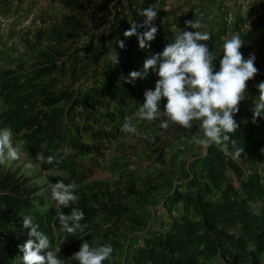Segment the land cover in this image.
<instances>
[{"label": "trees", "instance_id": "trees-1", "mask_svg": "<svg viewBox=\"0 0 264 264\" xmlns=\"http://www.w3.org/2000/svg\"><path fill=\"white\" fill-rule=\"evenodd\" d=\"M157 1L59 0L64 13L53 16L45 33L37 35L39 42L42 34L47 37L46 49L27 67L0 71V128L10 127L13 139L25 142L30 158L46 173L49 183L63 180L78 186L92 177L105 152L119 138L125 119L144 103L145 91L154 90L158 66L144 78L125 81L132 71H143L146 58L160 53L169 31L161 27L146 49L139 48L136 35L126 38L123 33L130 29V22L142 24L145 18L138 11ZM219 1L172 5L159 10L157 19L162 24L165 17H173L177 23L187 8L191 13ZM25 2L0 0L1 18L12 17V24L25 19L30 13ZM199 21L204 26L199 30L211 34L213 27L206 18ZM146 30L140 27L137 33ZM119 41L124 42L123 49ZM113 47L120 53V66L114 69L107 64L109 69H103L102 60ZM254 63L259 69L261 64ZM81 78L85 83L78 85ZM258 81L264 82V73L247 82L245 99L234 114L239 127L230 134L244 152L233 158L231 144L228 154L213 144L197 156L194 165L199 171L191 174L183 169L184 186L169 194L170 207L181 205V211L171 215L165 229L148 230L143 241L127 251L123 262L118 257L123 248L119 222L130 219L124 201L149 194L134 178L126 180L120 190L108 188L102 199L75 189V204L58 208L28 177L0 167V264H11L15 254L22 255L18 245L29 238L23 216H32L52 244L54 228L60 226L54 219L56 213L68 214L73 207L83 211L80 223L84 228L72 234L57 253L64 264H78L72 256L85 241L92 247L112 246L111 257L103 264H262L264 171L259 166L264 165V119L258 117L253 122L255 99L250 89ZM199 132L196 126L185 129L169 122L167 129L150 132L146 143L166 165L167 144L174 136ZM50 155L55 157L51 164L46 162ZM38 156L45 160H38ZM170 170L175 173L179 168ZM233 173L238 176V185L231 180ZM105 218L110 225H105ZM99 240L103 243L97 244Z\"/></svg>", "mask_w": 264, "mask_h": 264}, {"label": "rangeland", "instance_id": "rangeland-1", "mask_svg": "<svg viewBox=\"0 0 264 264\" xmlns=\"http://www.w3.org/2000/svg\"><path fill=\"white\" fill-rule=\"evenodd\" d=\"M196 1L160 0L152 7L157 10L158 16L161 9L168 10L172 5H189ZM25 6L30 9L29 16L16 24H12V17L1 18L0 16V71L21 69L27 67L31 59H37L41 51H44L48 46V39L44 36L45 34H42L43 40L38 41L39 31L45 33V30L52 23L51 18L65 11L59 0H26ZM187 9L177 23L174 22L173 17H165L162 24L159 23L157 17L153 21L158 30L162 27L170 33L160 52L167 44L171 43L172 38L179 33V30L187 31L186 21L206 18L213 30L210 34L211 39L201 43H205L209 51H212L213 55L217 57L213 61L214 71L219 70V60L222 59L225 38L239 34L244 40V45L240 49L244 58L247 59L250 54H254L255 60L261 64L256 75L264 73V0H220L215 5H202L191 13ZM116 54L119 61L120 53L113 47L107 58L102 60L103 69L109 66L114 69L119 68L120 62L114 65L113 57ZM66 81L69 82L70 79L67 78ZM84 83V78L78 80V85ZM92 83L93 80H90L89 84ZM258 83L261 81L255 82L250 87L252 98L255 100L259 96L258 88L255 87ZM165 103L166 100L162 99L161 110H163ZM127 118L132 120L140 135L121 131L119 138L113 141L110 148L105 152L102 165L96 169L95 174L75 188L86 191L93 199L96 195L102 199L108 188L120 190L126 180L134 178L141 187L149 192L146 198H127L124 201V208L130 219L119 222L123 241V248L118 255L121 262L125 260L127 251L133 245L143 241L144 234L148 230L165 229L170 223L171 215L181 211V205L170 207L169 194L172 189L184 186L183 169L191 174L199 171L194 165L195 159L206 152L205 149L194 143V138L202 136L201 131L188 137L177 138L174 136L167 144V164L164 165L158 160L154 148L147 145V138H144L160 127V121H141L136 119L134 115ZM193 126L199 128L198 122L194 121ZM13 141L14 145L20 149L21 158L18 161L0 164V167L14 170L20 175L28 177L33 185L39 187L43 195L52 200L50 195L51 183L46 178V173L30 158L23 140L13 139ZM173 166L179 168L175 173L170 170ZM259 168L264 171V165L259 166ZM230 177L236 185L239 184L236 173L231 174ZM155 186L158 187L157 190L154 188ZM105 220V225H110V220L106 218ZM137 220L141 222H136ZM71 235L64 232L61 225L55 227L50 250L60 249L61 251L68 243ZM102 243L101 240L97 241V244ZM11 264H21L19 254L13 256ZM262 264H264V256Z\"/></svg>", "mask_w": 264, "mask_h": 264}, {"label": "clouds", "instance_id": "clouds-1", "mask_svg": "<svg viewBox=\"0 0 264 264\" xmlns=\"http://www.w3.org/2000/svg\"><path fill=\"white\" fill-rule=\"evenodd\" d=\"M144 17L142 24L130 22L131 27L123 35L137 36L140 49L150 47L158 31L153 21L157 17V10L153 7L138 11ZM186 27L196 29L181 31L174 40L167 44L163 51L150 55L143 62V71H132L125 81L133 83L137 78H144L149 71H156L159 79L155 83L154 90H146L144 103L139 104L134 117L141 121H160V128L167 129L169 122L185 129H191L193 122H198L202 136L194 138V143L207 149L215 144L228 154L229 144L232 146L233 158H238L244 152V148L237 146L230 134L235 133L239 125L234 119V114L239 111V104L245 99L247 82L255 77L258 72L255 66V55L250 54L244 58L240 49L244 40L239 34H233L225 38L223 43V55L219 60V70L214 71L213 61L217 58L209 51L203 41L211 39L207 31H200L204 27L197 19L186 21ZM146 28L143 33H137V28ZM119 47L123 49L125 44L119 41ZM114 65L119 61L117 54L113 57ZM259 96L253 105V122L256 119H264V82L257 85ZM165 99L163 110L161 100ZM121 131L133 135H140L131 119L126 118ZM147 138V137H144ZM21 152L14 145L13 132L10 127L0 128V164L18 161ZM38 160L44 161L42 156ZM54 156H48L46 162L51 164ZM31 167V165H28ZM75 183L66 184L58 180L50 185L51 199L56 202L58 208H69L75 204L78 196L74 190ZM54 219L58 220L62 230L68 234H74L77 230L83 231L81 221L84 213L75 207L70 213L63 211L56 213ZM23 227L29 229L28 239L22 245H18L22 253L21 264H64L57 257L56 251L50 250L52 245L48 236L39 230V224L33 222V217L23 216ZM82 238V237H81ZM113 248L110 244L92 247L85 241L79 250L73 254L72 259L78 264H103L111 257Z\"/></svg>", "mask_w": 264, "mask_h": 264}]
</instances>
